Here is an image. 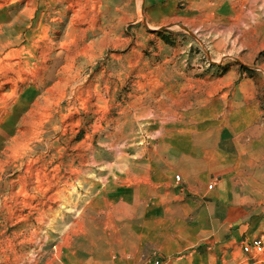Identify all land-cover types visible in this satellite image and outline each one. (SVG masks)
<instances>
[{"label": "rangeland", "instance_id": "rangeland-1", "mask_svg": "<svg viewBox=\"0 0 264 264\" xmlns=\"http://www.w3.org/2000/svg\"><path fill=\"white\" fill-rule=\"evenodd\" d=\"M231 183L264 220V0H0V264L225 244Z\"/></svg>", "mask_w": 264, "mask_h": 264}, {"label": "crops", "instance_id": "crops-1", "mask_svg": "<svg viewBox=\"0 0 264 264\" xmlns=\"http://www.w3.org/2000/svg\"><path fill=\"white\" fill-rule=\"evenodd\" d=\"M229 188L230 190L226 194H223L222 192L215 193L214 202L211 206L214 215L216 213L219 215V217L225 215V221H228L231 227L235 226L232 230V237L230 238V240L227 243L225 242V244H223L221 242V239L216 240V236H214V238L206 241V243H209L211 245H209L202 251L192 250L186 253H182L181 250L177 251L169 249L164 253V256L162 257V259L166 261V264H264L263 252L260 255H257V257L260 256L259 258H255V256L253 257L254 259L249 258V255L245 252H242L244 257L242 254H236L237 252L235 251V248L243 242L244 235V238L248 239L249 237L254 236L255 232H260L261 230L264 231V220L252 219L249 223L240 224L243 223L241 217L243 215L242 212L244 211V207L232 200L234 198V195L237 194L238 187L237 185L235 186L231 183L229 185ZM227 198H230L229 204ZM197 200H200V198H197ZM201 204L202 202L199 203V205ZM194 212L199 213L200 215L206 214V210L204 208L200 210L199 206H197V209ZM156 221L150 223H157ZM214 222L216 223L217 219H214ZM228 246L233 247L232 251L230 249L231 252H229V248L225 249V247ZM139 260L140 256L136 254L131 259V264H156V259L154 257H150L141 263H139Z\"/></svg>", "mask_w": 264, "mask_h": 264}, {"label": "built area", "instance_id": "built-area-1", "mask_svg": "<svg viewBox=\"0 0 264 264\" xmlns=\"http://www.w3.org/2000/svg\"><path fill=\"white\" fill-rule=\"evenodd\" d=\"M263 245L260 243H255V242H249V243H245L243 246V251L248 254L251 255L253 257L260 255L263 252ZM156 264H166L165 260H159L156 261Z\"/></svg>", "mask_w": 264, "mask_h": 264}, {"label": "bare ground", "instance_id": "bare-ground-1", "mask_svg": "<svg viewBox=\"0 0 264 264\" xmlns=\"http://www.w3.org/2000/svg\"><path fill=\"white\" fill-rule=\"evenodd\" d=\"M38 259V258H37Z\"/></svg>", "mask_w": 264, "mask_h": 264}]
</instances>
